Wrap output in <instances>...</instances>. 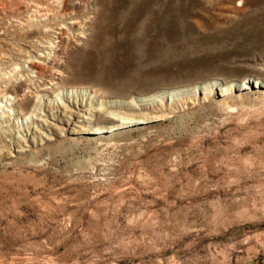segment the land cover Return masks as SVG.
Listing matches in <instances>:
<instances>
[{"label":"rangeland","instance_id":"rangeland-1","mask_svg":"<svg viewBox=\"0 0 264 264\" xmlns=\"http://www.w3.org/2000/svg\"><path fill=\"white\" fill-rule=\"evenodd\" d=\"M47 24L65 37L31 79ZM51 77L158 119L0 124V264H264V88L217 94L264 80V0H0V100Z\"/></svg>","mask_w":264,"mask_h":264},{"label":"bare ground","instance_id":"bare-ground-1","mask_svg":"<svg viewBox=\"0 0 264 264\" xmlns=\"http://www.w3.org/2000/svg\"><path fill=\"white\" fill-rule=\"evenodd\" d=\"M70 24L71 27L74 26V28L78 30L76 40H81L85 34L86 25L84 23L83 25H81L75 18L72 19ZM57 28L58 29L47 24L43 28V32L41 30V34L43 36H40L38 39H35L33 41V46H35L36 49L32 51L26 50V53L24 51L23 54L26 55V59L31 62V66L29 67L31 79H39L44 76H49L48 74H46L49 68L48 61L53 59L52 52L54 51L49 52L45 49H49L52 47L54 50L57 45L59 46L63 42V39L65 37V25L59 26ZM53 37L59 38L57 44H55ZM32 48L34 49V47ZM22 50H24V48ZM44 52L46 54H44ZM35 53L36 55H34ZM60 59V62L63 63V59ZM54 73L59 74V80L62 79V72L60 69L54 70ZM59 84L60 81H56V77H51V79L45 80V82L37 84L36 86H27L28 91H24V93L19 92L18 86L10 84L14 87L12 91L15 93V96L13 95L10 97L6 94L2 96L4 97L2 98L3 101L0 100V124L2 125V127L5 129L10 128L11 124L13 123V119L19 117L23 118V121L29 129H35V131H40L39 126L41 128L50 129V127L58 126L59 122H61L63 124L75 123V125L77 126L76 131H78L79 133L104 134L108 132L111 133L114 130L116 131L117 129L132 126L134 124L158 119L156 117H150V115L146 116V114H124L119 113L117 110L115 111L106 108L103 109L104 106L102 107L100 103H98L97 101H92L93 99H96V93L92 94L85 91L86 93H84L83 96L85 95L86 99H84L82 96V98L78 100H76L78 96L75 98V94L77 93V91L74 89L61 91V95L59 94L60 96L55 95L53 94V92L57 89L56 85L58 86ZM234 87H236V91L249 88L262 89L264 88V80H251L249 84H231L230 86L224 85L223 83L219 82L217 87V94L219 96H224L230 93V89ZM173 93L174 92H171L170 95ZM51 94L52 96H55L51 97ZM33 99H35V104H32L30 110L24 111V109H26L24 107L30 106V103L32 102L31 100ZM146 103L148 104V102ZM132 104L137 105L134 102ZM99 116L102 117L103 120L112 123L109 128L97 123L96 118ZM15 137L21 140L28 139L26 137H20V135L17 134L15 135Z\"/></svg>","mask_w":264,"mask_h":264},{"label":"water","instance_id":"water-1","mask_svg":"<svg viewBox=\"0 0 264 264\" xmlns=\"http://www.w3.org/2000/svg\"><path fill=\"white\" fill-rule=\"evenodd\" d=\"M246 264H258L257 262H255V261H249L248 263H246Z\"/></svg>","mask_w":264,"mask_h":264}]
</instances>
